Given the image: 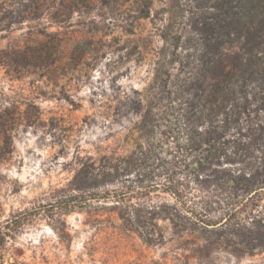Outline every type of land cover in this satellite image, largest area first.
<instances>
[{"label": "rangeland", "instance_id": "1", "mask_svg": "<svg viewBox=\"0 0 264 264\" xmlns=\"http://www.w3.org/2000/svg\"><path fill=\"white\" fill-rule=\"evenodd\" d=\"M164 7L154 0L144 18L141 0H0V225L17 222L5 264H264V251L178 232L145 211L147 241L133 212L174 206L162 191L60 207L84 165L106 155L125 159L111 191L145 184L149 172L186 185L193 156L173 86L157 88L146 123L131 106L157 56L171 57L155 25ZM33 51L56 61L40 66Z\"/></svg>", "mask_w": 264, "mask_h": 264}, {"label": "trees", "instance_id": "2", "mask_svg": "<svg viewBox=\"0 0 264 264\" xmlns=\"http://www.w3.org/2000/svg\"><path fill=\"white\" fill-rule=\"evenodd\" d=\"M153 1L141 0L144 18L151 17ZM162 2L171 7L163 8L155 25L172 49L171 57L157 56L152 83L134 91L137 98L131 106L146 123L159 96L157 88L173 86L193 156L189 179L182 186L171 175L149 172L145 184L114 192L108 187L125 159L106 155L98 165H84L60 207H82L109 194L144 198L162 191L174 206L161 203L133 212L147 241L151 239L140 221L145 211L169 219L178 232L193 228L208 234L209 241L223 239L245 254L264 251V0ZM32 55L40 66L56 61L52 52ZM139 175L149 176L147 171ZM193 191L198 193L192 196L195 200L188 196ZM16 223L0 225V264H5L1 252Z\"/></svg>", "mask_w": 264, "mask_h": 264}]
</instances>
